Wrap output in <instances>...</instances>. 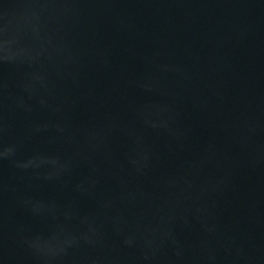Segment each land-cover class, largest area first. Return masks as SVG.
Listing matches in <instances>:
<instances>
[{
    "label": "water",
    "instance_id": "water-1",
    "mask_svg": "<svg viewBox=\"0 0 264 264\" xmlns=\"http://www.w3.org/2000/svg\"><path fill=\"white\" fill-rule=\"evenodd\" d=\"M0 264H264V0H0Z\"/></svg>",
    "mask_w": 264,
    "mask_h": 264
}]
</instances>
